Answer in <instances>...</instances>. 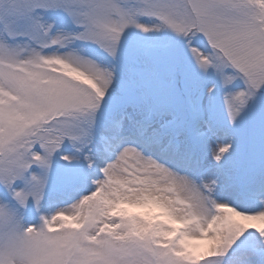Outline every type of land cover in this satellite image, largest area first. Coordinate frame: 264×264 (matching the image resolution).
Wrapping results in <instances>:
<instances>
[{
  "label": "snow or ice",
  "instance_id": "obj_1",
  "mask_svg": "<svg viewBox=\"0 0 264 264\" xmlns=\"http://www.w3.org/2000/svg\"><path fill=\"white\" fill-rule=\"evenodd\" d=\"M0 264H264V0H0Z\"/></svg>",
  "mask_w": 264,
  "mask_h": 264
}]
</instances>
